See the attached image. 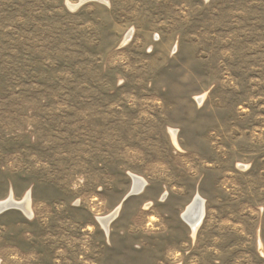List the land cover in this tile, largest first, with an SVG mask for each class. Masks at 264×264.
I'll list each match as a JSON object with an SVG mask.
<instances>
[{"label":"rangeland","instance_id":"1","mask_svg":"<svg viewBox=\"0 0 264 264\" xmlns=\"http://www.w3.org/2000/svg\"><path fill=\"white\" fill-rule=\"evenodd\" d=\"M28 192L0 264H264V0H0V201Z\"/></svg>","mask_w":264,"mask_h":264},{"label":"bare ground","instance_id":"2","mask_svg":"<svg viewBox=\"0 0 264 264\" xmlns=\"http://www.w3.org/2000/svg\"><path fill=\"white\" fill-rule=\"evenodd\" d=\"M172 136H173L174 142L177 143V141H176V132L175 131H172ZM132 179H133V188H132V191H131V194L130 195H132V194L133 195H139L146 188V183H145V181L142 178H140L138 176L132 175ZM151 205H152V202L147 203L145 205V209L150 208ZM5 208L6 209L7 208H11L10 210H14V209L15 210H19L25 216H28L29 218H32L33 211H32V208H31V197H30V193L28 192L27 195L22 200H19V201L15 200L12 196H10L8 199H5L3 201H0V214H2V212L5 210ZM117 212H118V208L112 214H110L109 216H106V217H98V222L104 228V230L106 231V233H109L110 223L115 219V217L117 215ZM205 214H206L205 201L200 196L197 195L185 207V209L181 213V216L180 217H181L182 221L188 227L191 228L192 233H193V236H194V235H196L198 229L201 227V225H202V223L204 221V218H205ZM49 238H50V236H49ZM168 241L169 240H167L164 243V245L162 246V248L165 247L166 250H167L168 247H170V246L171 247H175L176 244H179L180 239L179 238H174L173 241H169V242ZM54 242H56V241H54ZM160 252H162V251H160ZM161 254H163V252ZM162 258H164V257H162Z\"/></svg>","mask_w":264,"mask_h":264},{"label":"water","instance_id":"3","mask_svg":"<svg viewBox=\"0 0 264 264\" xmlns=\"http://www.w3.org/2000/svg\"><path fill=\"white\" fill-rule=\"evenodd\" d=\"M10 209H11V208H7V209L5 208V210H4L3 212H6V211H8V210H10ZM3 212H2V213H3Z\"/></svg>","mask_w":264,"mask_h":264}]
</instances>
